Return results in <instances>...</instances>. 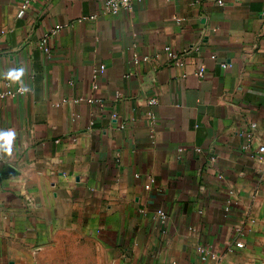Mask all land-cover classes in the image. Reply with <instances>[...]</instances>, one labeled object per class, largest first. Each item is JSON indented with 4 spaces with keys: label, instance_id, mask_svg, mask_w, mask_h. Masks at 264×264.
<instances>
[{
    "label": "crops",
    "instance_id": "obj_1",
    "mask_svg": "<svg viewBox=\"0 0 264 264\" xmlns=\"http://www.w3.org/2000/svg\"><path fill=\"white\" fill-rule=\"evenodd\" d=\"M104 2L0 0V264H264V0Z\"/></svg>",
    "mask_w": 264,
    "mask_h": 264
},
{
    "label": "built area",
    "instance_id": "obj_2",
    "mask_svg": "<svg viewBox=\"0 0 264 264\" xmlns=\"http://www.w3.org/2000/svg\"><path fill=\"white\" fill-rule=\"evenodd\" d=\"M216 4L219 5V6H223L224 2L223 0H215ZM27 2H25L22 6H21V12L23 13L26 8H27ZM131 8V0H105L104 2V12L106 14H116L117 12H119L120 10L122 9H130ZM60 26H57L55 27L54 29L50 30L45 36L44 38L41 40L40 42V48L42 50V52L44 54H47L49 55L51 53V47H50V39L53 38L54 36H56V34L58 33V31L60 30ZM164 54L167 58V60L175 67H180L182 68L184 65H185V62L182 58V55L179 54V53H176L175 51H173L170 47H165L164 48ZM211 59L213 60H216V57L214 55L210 56ZM220 66L223 68V69H227L230 67V61H225V62H222L220 64ZM104 70H105V67L104 66H98L97 68H94L93 69V72H92V77H93V80H94V86H96V82L98 80V78L103 75L104 73ZM200 78L203 77L204 75V69L203 68H200L199 71H198V74H197ZM27 91V89L23 88V87H19L17 88L16 90H7L6 92L0 94V98H3V97H6V96H15V95H18V94H23ZM82 101V100H81ZM92 100H87V102H91ZM147 104L149 106H152L155 104V100H149L147 102ZM255 128V125L254 124H251L249 126V131H247V133L244 135L245 138L247 139L248 142L251 141L252 139V130ZM247 148V147H246ZM257 152L259 154H262L264 153V147L263 146H260L257 150ZM151 180V179H150ZM152 181V180H151ZM157 216L164 220L166 218V215L164 214V212L162 210H158L156 212ZM236 247H241V244L240 243H237L235 245ZM198 253L200 255V259L202 261H205V260H216L218 258V256H216L215 253H213V251L209 248H198Z\"/></svg>",
    "mask_w": 264,
    "mask_h": 264
},
{
    "label": "clouds",
    "instance_id": "obj_3",
    "mask_svg": "<svg viewBox=\"0 0 264 264\" xmlns=\"http://www.w3.org/2000/svg\"><path fill=\"white\" fill-rule=\"evenodd\" d=\"M15 135L16 133L12 130L0 131V141H2V143H0V149L10 153L12 151V144Z\"/></svg>",
    "mask_w": 264,
    "mask_h": 264
}]
</instances>
